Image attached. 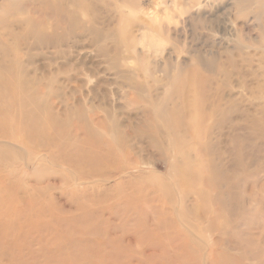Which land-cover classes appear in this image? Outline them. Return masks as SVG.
<instances>
[{"label":"rangeland","instance_id":"1","mask_svg":"<svg viewBox=\"0 0 264 264\" xmlns=\"http://www.w3.org/2000/svg\"><path fill=\"white\" fill-rule=\"evenodd\" d=\"M0 264H264V0H0Z\"/></svg>","mask_w":264,"mask_h":264},{"label":"bare ground","instance_id":"2","mask_svg":"<svg viewBox=\"0 0 264 264\" xmlns=\"http://www.w3.org/2000/svg\"><path fill=\"white\" fill-rule=\"evenodd\" d=\"M26 71H27V69H26ZM27 76H26V78H29ZM29 79L30 80H39V81L43 80V78H38L36 76L32 77V78H29ZM43 81H48L49 82L51 80L44 79ZM47 94L48 93H46V95ZM28 100L31 101V99H28ZM36 102H39V100L37 99ZM50 110L57 116L56 112L52 108H50ZM75 115H80V116H82L84 118L85 117V111L83 110L82 107H77L76 110L74 111L72 117L75 116ZM70 117L71 116H69V114H65V117L63 119H67V118H70ZM59 119H62V118H59ZM94 120H95V118L93 116H90L89 119H86L85 126H86L87 132L84 133L85 136L82 137L80 140H87L90 137V133H92L97 139H99V138H101V136L105 132H109L111 130H114V128H115L112 124L109 125V123L107 122V119L106 120L105 119H97L96 121H94Z\"/></svg>","mask_w":264,"mask_h":264}]
</instances>
